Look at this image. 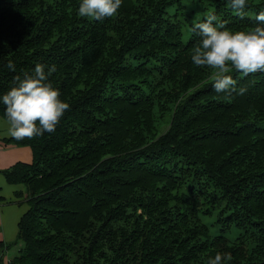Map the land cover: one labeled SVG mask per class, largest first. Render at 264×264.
<instances>
[{"label":"trees","instance_id":"16d2710c","mask_svg":"<svg viewBox=\"0 0 264 264\" xmlns=\"http://www.w3.org/2000/svg\"><path fill=\"white\" fill-rule=\"evenodd\" d=\"M79 3L0 0V95L55 64L70 105L54 133L9 141L32 161L4 173L28 204L8 264H264V72L215 92L190 31L209 13L250 30L264 0L243 18L227 0H123L99 21Z\"/></svg>","mask_w":264,"mask_h":264},{"label":"clouds","instance_id":"9594fccd","mask_svg":"<svg viewBox=\"0 0 264 264\" xmlns=\"http://www.w3.org/2000/svg\"><path fill=\"white\" fill-rule=\"evenodd\" d=\"M238 16H245L247 0H227ZM123 0H80L77 15L92 20L114 18L119 14ZM254 28L232 31L214 13L203 21L197 17L190 31L200 37L192 50V63L199 68L211 69L210 80L217 93L243 95L247 89L237 87L238 81L230 73L243 76L264 72V10L254 17ZM7 67L16 70L9 60ZM57 71L56 65L37 63L32 73L16 75L7 92L0 95L4 106L8 134L16 140L37 139L55 132L70 105L62 100L60 90L53 87L49 77ZM230 253L217 252L207 264H226Z\"/></svg>","mask_w":264,"mask_h":264},{"label":"crops","instance_id":"0c3cea01","mask_svg":"<svg viewBox=\"0 0 264 264\" xmlns=\"http://www.w3.org/2000/svg\"><path fill=\"white\" fill-rule=\"evenodd\" d=\"M10 139L5 120L0 117V260L3 264L11 261L5 257L4 249L16 241L19 222L28 210L25 187L9 184L4 173L18 163L32 161V151L9 144Z\"/></svg>","mask_w":264,"mask_h":264},{"label":"rangeland","instance_id":"374dc122","mask_svg":"<svg viewBox=\"0 0 264 264\" xmlns=\"http://www.w3.org/2000/svg\"><path fill=\"white\" fill-rule=\"evenodd\" d=\"M187 4L189 6L188 8H191V6L193 5L192 3H187ZM199 17H201L200 14H199ZM9 246L8 248L4 249V252H5L4 255L5 257H9L10 259H12L18 254L19 248L22 247V245L19 244V246H12V247H9Z\"/></svg>","mask_w":264,"mask_h":264}]
</instances>
